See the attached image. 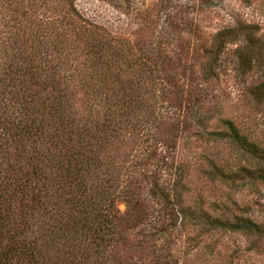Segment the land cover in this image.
<instances>
[{"label": "trees", "instance_id": "trees-1", "mask_svg": "<svg viewBox=\"0 0 264 264\" xmlns=\"http://www.w3.org/2000/svg\"><path fill=\"white\" fill-rule=\"evenodd\" d=\"M77 1L0 0V264H185L195 249L223 263L215 233L257 246L264 223L193 196L178 140L236 152L235 166L205 155V177L236 190L264 185V144L229 117L216 129L207 112L195 124L184 115L192 68L219 78L232 46L235 72L252 78L247 94L264 108V29L237 19L204 37L158 0L165 24L147 18L128 32Z\"/></svg>", "mask_w": 264, "mask_h": 264}, {"label": "rangeland", "instance_id": "rangeland-1", "mask_svg": "<svg viewBox=\"0 0 264 264\" xmlns=\"http://www.w3.org/2000/svg\"><path fill=\"white\" fill-rule=\"evenodd\" d=\"M169 4L174 6L171 7L172 12L183 10L189 18L195 19L204 37L233 24L237 19L259 24L264 29V0H171ZM77 5L87 17L128 32L140 29L147 18H152L161 25L165 24L166 19V13H163L166 10L163 11L158 0H136L132 5L123 7L102 0H78ZM175 33L170 36H175ZM182 33L192 35L187 27L182 29ZM234 48L232 46L227 52L219 78L206 79L196 64L192 68L195 90L193 94L188 95V108L184 110L186 122H198L194 116L199 110L198 114L207 112L208 115L215 116L210 122V127L219 129L217 118L229 117L244 132L264 144V108L256 106L247 94V89L253 82L252 78L239 76L235 72L232 61ZM178 141L182 151L181 158L186 159L190 168L194 197H203L207 206L221 200L229 205V214H241L264 223V185L236 190L220 181L205 177L198 170L200 164L206 165L205 155L221 159L223 163L233 166L239 164L236 152L227 143L197 139L194 135H185ZM119 208L124 211L125 204L121 203ZM254 238L241 233H215L209 241L216 243L215 253H221L220 256L226 261H214L211 264H229L228 261L232 258L233 264H264V239L259 240L257 246L253 247L252 241L256 239ZM203 254V249H195L186 257L185 264H206Z\"/></svg>", "mask_w": 264, "mask_h": 264}]
</instances>
